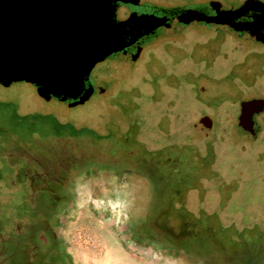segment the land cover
Returning <instances> with one entry per match:
<instances>
[{
    "label": "rangeland",
    "instance_id": "374dc122",
    "mask_svg": "<svg viewBox=\"0 0 264 264\" xmlns=\"http://www.w3.org/2000/svg\"><path fill=\"white\" fill-rule=\"evenodd\" d=\"M259 46L192 23L159 29L136 62L120 52L98 62L90 79L108 90L73 106L26 81L0 84V264L15 222L51 210L33 199L32 180L56 169L67 179L84 171L61 225L72 264H264V112L259 132L248 133L241 102L214 92ZM260 79L234 98L264 94Z\"/></svg>",
    "mask_w": 264,
    "mask_h": 264
},
{
    "label": "water",
    "instance_id": "95a60500",
    "mask_svg": "<svg viewBox=\"0 0 264 264\" xmlns=\"http://www.w3.org/2000/svg\"><path fill=\"white\" fill-rule=\"evenodd\" d=\"M156 4L159 9L154 10L146 9L144 0H0V84L26 81L36 85L47 100L60 98L53 89L62 88L65 92L60 100L73 106L88 98V94L78 96L96 64L131 44L122 42L125 33L135 42L145 35H157L161 28L202 23L264 40L261 0H245L232 8H223L219 0L184 6ZM126 5L133 11L118 19L117 11L124 14ZM89 86L95 90L92 83ZM263 112L264 99L242 102V129L255 133V117ZM203 121L212 122L208 116Z\"/></svg>",
    "mask_w": 264,
    "mask_h": 264
},
{
    "label": "flooded vegetation",
    "instance_id": "af4514ba",
    "mask_svg": "<svg viewBox=\"0 0 264 264\" xmlns=\"http://www.w3.org/2000/svg\"><path fill=\"white\" fill-rule=\"evenodd\" d=\"M124 7L125 13L122 15V19L127 18L133 11L131 5H126ZM159 14L164 15L161 12ZM261 28H263L264 31V27ZM123 36L124 39L122 42H124L126 45H128L130 42L131 44L126 46L124 49L127 54L122 52L124 50L120 51V53L124 55H130L132 58L138 47L144 46L145 43H147L151 38V35H145L137 39L135 42H132L133 40L130 35L125 33ZM237 38L240 40L254 41L260 44L259 47L263 48V50H257L258 47L249 50L244 55L240 63L236 64V66L230 70V75L227 74L229 77L225 76L223 78L226 83H224L218 91L214 90V92L217 94L222 93V95H220L221 97H219L221 102L225 97H228L231 100L235 99L236 102H241L239 104L240 114L242 102L255 98L264 99V94H261L260 92L249 98H241L239 100L238 98H234L235 92L239 90V86L241 84L247 85L249 82L255 83L259 78L262 79L264 75V40L245 38L238 35ZM139 58L135 59L134 61L136 62ZM90 83L93 84L95 88L94 91H90ZM96 84L97 82L95 80H84L83 91L81 94H79L78 98L83 94H88L89 96L86 99L88 100L95 92L104 93L108 90H100L96 87ZM263 85L261 84V87ZM53 90L55 92H59L60 94V98H56L55 96H53V98L60 100L62 97H64V89L56 88ZM70 94L71 93H69V95ZM256 128L257 131L252 134H256L260 130L257 120ZM66 169L67 168H65V170ZM62 172L64 173V169ZM66 172L69 177V173H72V168H68ZM83 174L84 171L75 174L74 179L72 177L67 179L65 178V175H61V173L57 172L56 169L50 174L52 175L51 177H48L47 174L40 172L39 176L32 180V189L35 190V193L32 195L33 199L39 200V202L41 201L46 207L51 206V210H46L45 212H48L46 215L45 213L39 214L40 211L34 213L30 212L15 222L13 232L6 234V254L4 253L6 264H72L69 250L66 246L63 236L61 235V225L63 223L62 220L64 219V215L70 210L71 204L75 201L76 182L78 185L79 179L83 176ZM36 205L38 206V204ZM40 206L41 211L43 212L45 207H43L42 204H40ZM127 229L129 236L137 241L139 232L137 222H130L127 225ZM188 240H191V238L189 237ZM9 244H14L15 247H17L18 251L16 250L15 255L8 251L9 247L7 245Z\"/></svg>",
    "mask_w": 264,
    "mask_h": 264
}]
</instances>
